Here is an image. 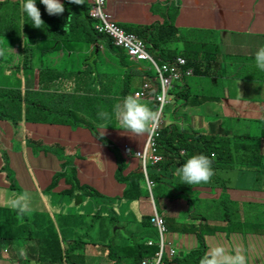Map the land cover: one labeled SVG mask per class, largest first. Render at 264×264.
<instances>
[{
  "label": "trees",
  "instance_id": "trees-1",
  "mask_svg": "<svg viewBox=\"0 0 264 264\" xmlns=\"http://www.w3.org/2000/svg\"><path fill=\"white\" fill-rule=\"evenodd\" d=\"M60 2L64 5L65 11L60 15H49L45 12V6L40 0H36V6L40 10L41 18L44 21V25H41L38 29L32 26L30 18L21 10L19 1L15 3H13V0L11 3L0 1V50L4 52V55H0V71L17 69L21 65V75L22 71H25V74L31 75L37 81L35 91L23 89L21 85L22 78L12 83L16 86L21 85L20 90H0V121L9 124L14 130V134L19 127L29 122L64 124L72 128L85 126L96 139L106 143L108 148L114 152L116 158L114 176L118 182L124 184V188L120 196L114 195L111 199H106V195L101 194L95 188L79 183L74 166L54 173L46 191H51L57 181L63 178L70 186L61 190L60 195L70 194L74 196L76 203H81L86 198L93 199L94 203L91 207L92 213L76 212L72 214L69 219V232L63 228L62 223L67 219L62 218L63 215H60V209L58 212L50 213L52 214L51 226L55 227L57 224L59 235L66 238L61 240L64 245L63 251L60 242L52 241V244L59 245L57 253L59 261H65L69 264L65 255L70 252L74 254L80 264H119L120 261L124 264H140L142 259L154 255L158 250V245L155 243L147 245V240L151 238H146L143 234L149 228H154L156 231V228L150 223L151 215L136 213L139 210L135 206L127 208L128 203L135 201L137 205L141 196H148L149 189L145 186V176L153 182V186H160L161 184L157 188L158 192L166 195L167 201L176 200L178 202L184 199L183 204L188 203L189 216L199 220L197 224L186 222L184 219L182 221L177 220L176 217H172L173 203L167 204L166 207L162 206V216L170 239H173L178 246L189 241L196 244L182 258H180L182 251L173 257H168L167 253L164 252L162 258L164 264H200L201 258L209 251L206 246L207 237L216 236L219 232L226 239L232 232L240 233V238L245 241L249 240L246 235L256 237L259 230L258 225H255V221L258 222L262 219L264 222V214H262V210H264V189L262 188L264 186V152L262 151L261 140L259 144L257 138L249 134L236 135L234 133L229 135L220 127L221 123L219 125L215 123V120L220 117L216 114L204 116L203 125L197 128L189 126L190 118L186 112L180 111L179 108L182 105L187 106L197 97L188 91L185 80L183 82L176 81L174 86H182L185 83L186 87L182 86L177 94H174L173 98L171 97L168 100L175 106L173 112L163 114L164 118L167 119V123L160 126L156 137L157 147L162 153V160L156 164L146 165L145 175L141 160L134 153L126 156L120 152L115 145L117 142L100 131L99 127L108 128L109 131L122 130L119 124L116 125L115 112L117 105L122 102L125 96L141 89L147 79L154 77L155 71L146 66L136 68L138 62L132 61L127 54L122 53L120 47L115 46L106 34L97 33L94 30L93 23L98 22V20L91 18L88 14L94 0H84L82 5L70 3L69 0H60ZM13 4H19L24 35L32 37L34 32H37V37L47 40L46 30L49 27L58 29L57 32L59 33L55 34L50 42L48 41V44L42 45V52L57 50L61 47L77 52L74 46H69L66 43L71 42L68 29L77 27L73 39L78 40L84 37L88 44L97 40L104 42L107 47L105 54L109 64H105L104 57L98 52L86 55L80 63L72 65L70 68L58 69L49 65L34 68L30 48L21 44H14V36L20 38V32L16 30L12 23H7ZM71 7L74 8L71 10ZM103 10L108 12V3L105 2ZM113 20L126 31L135 33L142 38L148 49L158 51V57L162 60L170 61L178 55L183 56L187 61V65L192 68L193 74L199 75H213L217 69L214 65V55L202 57L208 53V45L204 42L199 44L196 41L194 28L176 27L169 17L163 19L164 24L154 21L147 25L123 23L115 20L114 17ZM65 24L68 27L67 31L64 32L63 27ZM87 25L90 26V29L86 30ZM189 29L192 30L193 34L189 32ZM186 30L188 31L183 33ZM3 35L10 41L9 47L3 45ZM171 40L177 41V50H183L185 53L188 51L189 56L181 52L176 54L173 50L167 52V43ZM179 42L183 45V48L179 49ZM201 47L203 55L198 50ZM76 59L78 60V58ZM102 62L103 65L112 67V69L102 68L99 65ZM5 77L8 78L9 75ZM117 77H119L118 90L113 91L111 87L115 83L113 80ZM16 79H18V76ZM106 80L111 81V83L107 84ZM132 80H136L135 86L131 85ZM51 82H53V85ZM44 86L56 87L58 93L53 91L45 93ZM96 87H98L97 90L92 93L93 88ZM173 89L174 87L169 90L170 94ZM157 91L152 87L146 92V97L142 98L149 102L154 110L158 109V102L150 97L156 94ZM75 94L77 97H90L87 98L88 104L83 112L74 110L69 106ZM101 98H106L102 104L100 103ZM102 112L109 114V121L106 123L105 119L100 116ZM207 119L210 120L208 124ZM215 126H219L221 129L217 134L213 130ZM147 136L148 134L142 135V144L137 149L143 147ZM26 138L28 137L24 139ZM236 138L242 140L244 144H236L232 147ZM249 139L251 140L250 143ZM27 142L34 141L27 140ZM54 150L63 153L62 148L55 147ZM185 154H203L212 158L214 175L209 183L187 185L183 184L180 178L174 175L175 169L183 164L187 158ZM124 170L127 172L124 173ZM0 175H4L10 189H21L9 166L8 156L1 147ZM153 186L151 188L152 192ZM79 188L84 189V191ZM257 192H259V198L255 195ZM235 193H239L241 197L236 199L234 197ZM244 199L245 201L240 203ZM195 200L202 205L200 214L196 213L195 205L192 203ZM117 202L121 203L123 208L126 206L124 208L126 213L123 211L116 212ZM239 203L240 208L243 210L242 219L236 216L238 212L236 206ZM246 205L252 208L245 210ZM105 212L110 216L108 214L104 215ZM45 213L47 212H37L38 216ZM131 214L134 220H126ZM103 218H105V226L109 229V239L98 241L95 238L98 234L96 228L99 222L103 224ZM14 219L16 220L14 221ZM216 220L220 221L221 224L215 227H209L206 223V221ZM14 223L25 224L23 216L9 207L0 208V242L2 248L5 245L3 243L5 240H14L11 235L3 231ZM46 224L48 227V221ZM114 226L131 233L136 239L135 244H122L119 242L115 234L111 235V229ZM34 227L36 228V226ZM89 227L93 229L92 233L88 231ZM85 228H87V231H84ZM177 234L181 238L180 241L175 242L174 236ZM31 236V233H25L22 239L28 240ZM151 240L155 241L154 239ZM32 248L38 258L48 260L39 248ZM251 252L254 259L258 261L257 264H264V242L261 235L257 236V241L253 244ZM87 254H94L92 256H97L98 260L91 263L86 262ZM22 256L26 260L31 259L25 252ZM54 259H57L54 255L49 258L50 261ZM21 261L22 258H20L19 263Z\"/></svg>",
  "mask_w": 264,
  "mask_h": 264
},
{
  "label": "crops",
  "instance_id": "crops-1",
  "mask_svg": "<svg viewBox=\"0 0 264 264\" xmlns=\"http://www.w3.org/2000/svg\"><path fill=\"white\" fill-rule=\"evenodd\" d=\"M3 1L11 3L12 0ZM17 1L22 2V0H13V3ZM106 1H108V13L117 21L142 24L144 18H139V12H146L148 19L158 22L163 21L165 17H169L176 27L194 28L196 41L199 44L202 41L211 43L207 46V50L208 53L209 50L215 53L216 62L214 63L220 74L216 72L211 76L201 77L211 78L212 83L215 85H219V78L223 77L226 79V83L222 82L218 89L212 90L211 82L209 85L207 79H200V82L208 85V87L196 93L191 90L185 81L188 91L197 97L187 106L182 105L179 108L180 111L186 112L190 118L189 126L197 128L203 125L204 116L216 113L220 115V127L225 131H229L226 133L232 135L240 130L245 134V129L240 124L241 120L264 121V71L256 67L254 60L256 50L260 46H264V0ZM226 10H231L234 14L225 13ZM38 38L42 37L38 36ZM31 41L26 43L25 39L21 37L19 44L30 48L34 68L47 65L58 69L70 68L72 57L78 52L77 47H75L77 52H72L68 48H66V52H63L61 50L63 47L57 50L44 51L48 53V56L46 64L43 65L44 52L41 51L42 45L34 40ZM178 46L183 48L180 42ZM106 49L104 42L97 40L90 43L84 53L86 56L100 52L105 59L104 62H108L109 60L105 54ZM198 50L203 55L202 47ZM208 53L202 57L213 56V54L209 56ZM75 63L78 64L77 59H75ZM238 66H240V69L235 70ZM21 78L23 89L36 90L37 81L31 75H27L25 71H22ZM51 83L53 85V82ZM185 83L182 86L186 87ZM182 86L173 85L174 89L179 88V90ZM50 88L44 86L46 93L50 92ZM53 92L58 93V89L54 87ZM221 117H224L225 120ZM209 122L210 120L207 119V124ZM216 128L215 126L213 130L217 134ZM99 129L112 137L117 142L115 145L120 152L126 156L132 154L142 144V135L134 136L122 130L109 131L108 128L101 127ZM25 137L28 138L24 139ZM27 140H33L34 142L28 143ZM0 147L8 156L9 166L21 188L20 190L15 189V191H27L30 194V201L37 200V205L42 204V207L41 205H32L31 211L33 212L53 213L59 211L60 206L53 205V203L56 197L60 195L59 192L70 185L63 178H60L51 191H46V187L51 183L54 173L71 166L76 168V178L80 184H87L106 196H120L122 194L124 184L118 182L114 176L116 169L114 152L108 148L106 143L96 139L85 126L72 128L64 124L29 122L19 127L14 134V130L9 124L0 121ZM55 147L62 148L63 153L55 151ZM125 170L124 173L127 172ZM145 186L147 187L146 183ZM13 192L9 188V183L4 179V175H0V208H8L5 206V201ZM151 194H153L152 190ZM255 195L257 198L260 196L259 192ZM119 204L117 202L116 205ZM153 204H151L149 196H141L138 204L136 205L135 202L130 205V208L135 206V208H138L139 213L150 215L151 212L146 211H153V207L158 212L154 198ZM167 204H169V201L166 200L165 204L161 203L160 205L165 206ZM176 205L179 206V203H173L172 207ZM151 206H153L152 210ZM77 208L80 213L85 214L93 211L91 208L87 210L80 205ZM251 208L250 206L249 209ZM262 214H264V210H262ZM62 224L65 231L69 232L68 225L70 221ZM43 227L46 228L47 226L44 225ZM262 228H264V222ZM259 235H261L264 242V229L259 232ZM216 236L207 237L206 246L208 250L220 244V239ZM180 238L181 236L178 234L174 236L175 242L180 241ZM7 242L9 243L5 240L3 243L6 245ZM194 245L196 244L191 241L182 243L180 246L183 247V250L179 248V252L182 251L183 254L191 250ZM16 249L19 252L17 261L24 258L22 256L24 252L32 256L35 255L32 250L26 252L22 243L17 244ZM14 253L10 251L8 256V252L1 251L2 258L0 260L3 264H10L8 260L14 259L10 258ZM90 256L92 255L87 254L86 259Z\"/></svg>",
  "mask_w": 264,
  "mask_h": 264
},
{
  "label": "rangeland",
  "instance_id": "rangeland-1",
  "mask_svg": "<svg viewBox=\"0 0 264 264\" xmlns=\"http://www.w3.org/2000/svg\"><path fill=\"white\" fill-rule=\"evenodd\" d=\"M106 3H108V1H106ZM73 8L74 7H71L70 9L72 10ZM155 10H156V7H155ZM157 10H160V9H157ZM170 11H172V9H170ZM45 12H46V10H45ZM225 13H228L230 15L234 14V12L231 11V10H226ZM138 14H139V18H142V17L144 18V21L142 23L143 25H147V24H150V23L154 22V20L148 19L146 12H139ZM187 14H188V11H187ZM159 22L164 24V22L162 20H160ZM7 23H12L14 25L16 30L20 32V36L21 37L23 36V38L25 39L26 43L32 42L31 40H34V41L38 42L40 45H45V44H48V41L50 42V39L55 34L59 33V32H57L58 29H51L49 27L48 28L49 30L48 29L46 30V34H47V38L46 39L47 40H44V38H38L37 37V32H34L32 37L29 36V35H24V31H23V28H22V16L20 14L19 4H13L12 9L10 11V17L7 19ZM182 25H184V24H182ZM184 28H186V27H184ZM87 29H90L89 25L86 26V30ZM76 30H77V27H75L73 29H68V35H69V39H70L71 42H66L69 46H74V47H77V49H78V52L76 54H74L73 57H72V65L76 64L75 63V59L76 58H78V63L81 62V60L85 57L84 51L88 48V45H89L84 37H81L78 40H74L73 39L74 32ZM187 31L188 30L184 31L183 33H186ZM189 32L193 34L191 29H189ZM17 37L18 36H16V35L14 36L15 39ZM2 38L4 39L3 45L6 46V47H9L10 46V41L4 35L2 36ZM195 38H196V35H195ZM16 41H19V38H17ZM202 42L206 43V45H210L211 44L208 41H202ZM14 44H16V43H14ZM167 44H168L167 52H170L171 50H173V52H175L176 54H179V52H181L182 54H186V55L189 56L188 51H187V53H185V52H183V50L180 51V50L176 49L177 41L171 40ZM180 48L181 47H179V49ZM120 49L122 50V53L126 54V52H125V50L123 48L120 47ZM61 50L63 52H66L67 49H66V47H63ZM147 50L155 58L158 57V51L153 50V49H148V48H147ZM212 54L215 56V53H212V51L209 50L208 55L210 56ZM237 55H240V54H237ZM47 56H48V53L44 52L43 61H42L43 65H45L46 62H47ZM214 62H216V56H215ZM103 64L104 63L100 64V66L102 68H105L107 70L112 69V67L105 66ZM105 64L108 65L109 61L105 62ZM141 65H144L146 67H150V70H153L151 68V65L147 61L138 62L136 68L138 66H141ZM214 65H215V63H214ZM215 68H216V66H215ZM239 69H240V66H238L235 70H239ZM216 72L217 73L219 72V74H220V71L218 69L215 70L214 74ZM6 75H9V77L6 78L5 77ZM17 76H18V79H16ZM201 76H211V75L193 74L191 76H187L186 77L185 81L187 82L188 86L191 88V90L193 92L199 93L203 88H207L208 87V85H204V83L200 82V79H207L209 85H210V82H211L212 90L218 89V86L221 85L222 82L224 84L226 83V79L223 78V77L219 78V85H215L214 83H212L211 78L201 77ZM16 80H21V65H19L17 69H13V70L6 69V70H4V72H3V70H1L0 71V90H2V89H4L5 91L20 90L21 89V85L16 86V85L12 84ZM113 81L115 83L111 87V90L117 91L118 90L119 77L115 78ZM106 83L107 84L111 83V81L106 80ZM15 84H18V83H15ZM175 84H176V82H175ZM131 85L135 86L136 85V80H132ZM178 86L181 87V85H178ZM97 88L98 87L93 88V90H92L93 92L92 93H94L97 90ZM53 90H54V88L51 87L50 91H53ZM178 91H179V88L174 89L171 94L169 93L168 97L170 99H171V97L173 98L174 94H177ZM87 98L89 99L90 97L89 96L77 97V95L75 94L73 96V98L71 99L70 103H69L70 104L69 105L70 108H72L74 110H78L79 112H83L85 110L87 104H88ZM105 99L106 98H101L100 103L101 104L104 103ZM174 108H175V106L173 104H171L170 102L165 104L162 107V115L165 114V113L173 112ZM214 114H216V113H214ZM216 115H218V114H216ZM218 116H220V115H218ZM219 118H217L216 121H215V123H218V125L221 122V119H219ZM221 118L223 120H225L224 117H221ZM108 121H109V119H105V123L108 122ZM240 122H241L240 124L245 129V134H249L251 136H255L257 138V143H259V144H260V140H261V145H262V149H263L262 151L264 152V121L241 120ZM166 123H167V119L162 117V125H164ZM118 124H119V121L116 119V125H118ZM216 131L217 132L221 131L219 126H217ZM226 132H229V131H226ZM234 133L236 135H242L243 131L240 130V131H236ZM250 142H251V140L249 139V143ZM236 144H244V143L242 142V140L236 138L234 143H233V145H232V147L235 146ZM263 164H264V161H263ZM145 181H146L145 183H146V185L148 187V185H150V182L148 180H146V178H145ZM160 186H161V184H160ZM160 186L159 185L158 186H153V194H152V196H150V192L148 191V196L154 198V201L157 204L158 212H159V214L162 215L163 214L162 213V209H161L162 206L160 204L161 203L162 204L166 203V195L160 194L158 192L157 188L160 187ZM262 188L264 189V186H262ZM79 189L84 191V189H81V188H79ZM11 190H13L14 192L19 193L18 191H15L14 188H11ZM112 197H113L112 195H107L106 199H111ZM234 197L236 199H239L241 197V195L239 193H235ZM150 200H151V204L153 205L152 199H150ZM36 201L37 200L30 201V207H32V205H36V206H40L41 205V207H42V204L39 203V205H37ZM244 201H245V199L241 200L240 203H243ZM133 202L134 201L128 203L127 204V208H130V205L134 204ZM169 203L170 204L171 203H176V200L169 201ZM178 203H179V206L176 205L175 207H172V217L173 218L176 217L177 220L182 218L186 222L197 224L199 222V220L198 219H194V218L189 216L188 203L183 204L184 203V199L179 200ZM192 203L195 205L196 213L200 214L201 211H202V205L200 203H198L196 200L193 201ZM240 203H239V205L236 206V208L238 209V212L236 213V216L239 219H242L243 218V210L240 208ZM93 204H94L93 203V199H89V198L84 199L81 203H76L74 196H72L70 194L69 195H67V194L66 195H64V194L63 195H58L56 197L54 203H53V205H59L60 206V215H63V217H62L63 219H67V220L63 221V223L69 221V219L72 217V214H74L76 212L80 213L78 208H77L78 205H80L82 207H85L88 210L91 207H93ZM44 205H47V204H44ZM165 206H167V205H165ZM152 207L153 206H151V210H152ZM249 207L250 206L246 205L245 206V210H248ZM124 208H126V206ZM124 208H123V206L120 203L119 205L116 206V212L118 211L120 213L121 211H123L124 213H126ZM149 209H150V207H149ZM146 212H152V211H146ZM30 213H31L30 215H29V213H26V214L22 215L23 218H24V223L25 224L14 223L12 226L9 225L6 229L3 230V231H6L9 235H11L14 238V240L9 241V243L7 242L8 244H6L4 246L2 244L3 248L1 247V242H0V248H2V249H0V259L2 258L1 251L8 252V256L10 255V251H13L15 253L13 255H11L10 258H14V259H9L8 260V261H10V264H68L65 261H59V259L57 257L59 245L56 246V245L52 244V241H55L56 243L60 242L61 250L63 251L64 245L61 242V240L62 239H66L65 237L59 235V233H58L59 229H58V225L57 224L55 225V227L51 226V216H52V214L45 213L44 215L38 216L37 212L31 211ZM136 213H139V212H136ZM107 214L108 213H106V212L104 213V215H107ZM116 215H118V214H116ZM15 220L16 219H14V221ZM102 220H103V224H100V222H99L98 226L96 228V231H97L98 234L96 235L95 238L98 241H107L109 239V232H108L109 229L104 224L105 218H103ZM126 220H129V221L130 220H134L133 215L132 214L129 215ZM47 221H48V227L45 228L43 226L47 225L46 224ZM180 221H182V220L180 219ZM206 223H207V225L209 227H215V226L221 224V222L218 221V220H216V221H206ZM108 224L111 225L110 222H108ZM255 225H258L259 232L264 229V228H262L263 227L262 219L259 220L258 222L255 221ZM34 226H36V228ZM252 230H254V229L252 228ZM84 231H87V228H85ZM88 231L90 233H92L93 229L91 227H89ZM25 233H31L32 236L28 240L27 239H22V237L24 236ZM112 234H115L117 240L119 242H121L122 244L133 245L136 242L135 237L131 233L125 231L124 229H122L120 227L115 228V226H114L111 229V235ZM143 234H144V236H146V238H151V239H154V240L157 239V232L155 231L154 228H149V230L146 231ZM240 235H241L240 233L232 232L228 236L229 238L227 237V239H226L224 237V235L221 232H219L217 234L216 238H219L220 239V244L224 245L229 250H234L236 247L241 248L242 251H243V254L246 256L247 264H253V263L257 264L258 261L256 259H254L253 253L251 252V248H252L253 244H255V242L257 241V236H259V234L256 237H254L253 235H246L248 237V239H249L248 241L240 239L239 238ZM43 237H45V238H43ZM166 238L173 242L174 246L177 248V253H179V250H180L179 248H181L183 250V247L177 246L174 243V240L170 239L168 233L166 234ZM21 243H22V246H23V248H24V250L26 252H29V251L33 250L32 247L39 248V250H41V253H44L45 257L48 258V260H42V259L38 258L35 255L32 256V255L28 254L31 257V259L30 260H26L25 258H23L22 261L19 263V261H17V259L19 257V254H18L19 252L17 251L16 248H17V244L20 245ZM185 254H186V252L183 253L180 256V258L184 257ZM248 254H249L250 260L248 258ZM16 255H18V256H16ZM51 255H54L55 258H57V259H54V260L50 261L49 258H50ZM90 255H94V254H90ZM65 258L68 260L69 264H80V262L75 258L74 254L71 253V252L66 254ZM97 260H98L97 256H90V257H88L86 259V262L91 263V262H96ZM0 264H3V262L1 260H0ZM119 264H124V263L120 261Z\"/></svg>",
  "mask_w": 264,
  "mask_h": 264
},
{
  "label": "clouds",
  "instance_id": "clouds-1",
  "mask_svg": "<svg viewBox=\"0 0 264 264\" xmlns=\"http://www.w3.org/2000/svg\"><path fill=\"white\" fill-rule=\"evenodd\" d=\"M40 2L45 6V10L49 15H60L65 11L60 0H40ZM69 2L82 5L84 0H69ZM21 10L30 18L33 27L40 29L41 25H44L40 10L36 6V0H22ZM67 27V24H65L63 27L64 32L67 31ZM16 39L14 43L19 44L21 38H19V41H16ZM0 55H4L3 50H0ZM254 60L256 67L264 71V46H260L256 50ZM168 95L169 92L166 96L167 100H169ZM167 103L169 102L167 101ZM115 115L119 121L120 129L134 136L154 134L160 117L159 112L154 110L149 102L143 100L139 93L125 96L122 102L117 105ZM100 116L103 119H109L107 112L100 113ZM185 155L187 158L183 164L175 169L174 175L178 176L182 183L187 185L209 183L214 175L212 158L203 154ZM145 178L150 181L147 176ZM152 186L148 187L150 196H152ZM150 199L153 203V198L150 197ZM5 206L16 211L19 215L30 213V194L27 191L13 192L5 201ZM200 264H247V259L241 248L236 247L234 250H229L224 245L217 244L201 258Z\"/></svg>",
  "mask_w": 264,
  "mask_h": 264
},
{
  "label": "built area",
  "instance_id": "built-area-1",
  "mask_svg": "<svg viewBox=\"0 0 264 264\" xmlns=\"http://www.w3.org/2000/svg\"><path fill=\"white\" fill-rule=\"evenodd\" d=\"M105 2L106 0H94V3L91 4L88 10L89 16L98 20V22L93 23L94 30L97 33L106 34L115 46L125 50L131 60L136 62L147 61L155 71L154 77L150 79L146 78L147 81L141 89L132 92V94L139 93L142 98H145L146 92L150 88L153 87L156 91L158 90L156 94L150 97L158 102L157 111L160 114L158 126L154 134H148L143 147L133 152L141 160L145 171L146 165L156 164L162 160V153L157 147L156 137L162 125V107L168 101L166 96L176 81L183 82L187 76L193 75V70L187 65V61L183 56L178 55L170 61L152 56L147 50L146 42L142 38L138 37L135 33L126 31L113 20L111 14L103 10ZM149 182L150 185L148 187L152 186L151 181ZM150 215V223L156 228L157 239L155 241L148 239L147 245L155 243L158 245V250L151 257L142 259L141 264H164L162 260L163 253L166 252L168 257H173L177 254V248L171 240L166 238L167 230L163 216L158 214L154 207Z\"/></svg>",
  "mask_w": 264,
  "mask_h": 264
}]
</instances>
